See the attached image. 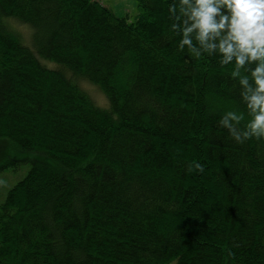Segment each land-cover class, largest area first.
Wrapping results in <instances>:
<instances>
[{"label": "trees", "instance_id": "16d2710c", "mask_svg": "<svg viewBox=\"0 0 264 264\" xmlns=\"http://www.w3.org/2000/svg\"><path fill=\"white\" fill-rule=\"evenodd\" d=\"M135 1L128 22L0 0V140L35 156L0 203V264H264V139L218 124L242 107L231 65L177 49L170 0Z\"/></svg>", "mask_w": 264, "mask_h": 264}, {"label": "clouds", "instance_id": "9594fccd", "mask_svg": "<svg viewBox=\"0 0 264 264\" xmlns=\"http://www.w3.org/2000/svg\"><path fill=\"white\" fill-rule=\"evenodd\" d=\"M167 11L179 51L231 65L242 107L226 109L218 124L238 143L264 139V0H170Z\"/></svg>", "mask_w": 264, "mask_h": 264}, {"label": "rangeland", "instance_id": "374dc122", "mask_svg": "<svg viewBox=\"0 0 264 264\" xmlns=\"http://www.w3.org/2000/svg\"><path fill=\"white\" fill-rule=\"evenodd\" d=\"M96 1L110 9L116 16L121 18L125 17L128 22H133L138 14L137 3L135 0ZM10 26L13 32L20 38L21 42L25 46L32 48V29L30 26L13 21ZM41 64L50 69L57 68V64L45 60L41 61ZM83 81H78V84L91 98L95 106L103 109L107 108V100L102 91L96 86ZM6 143L7 140H0V203L3 202L7 192L26 175L30 167L31 160L35 157L29 153L16 154L15 151H13V149ZM6 159H16L22 163L19 164V167H15V162L10 166L4 167ZM170 264L174 263L171 262Z\"/></svg>", "mask_w": 264, "mask_h": 264}]
</instances>
